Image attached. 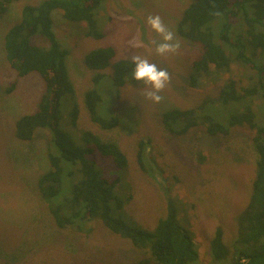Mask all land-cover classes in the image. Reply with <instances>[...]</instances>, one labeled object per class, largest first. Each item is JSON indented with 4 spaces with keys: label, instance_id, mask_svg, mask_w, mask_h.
<instances>
[{
    "label": "rangeland",
    "instance_id": "374dc122",
    "mask_svg": "<svg viewBox=\"0 0 264 264\" xmlns=\"http://www.w3.org/2000/svg\"><path fill=\"white\" fill-rule=\"evenodd\" d=\"M40 1H14L0 16V264H158L148 250L114 234L99 218L81 223L80 229L59 227L39 192L38 176L49 166L50 133L38 128L32 141L22 142L14 132L17 118L37 109L45 83L38 72L21 77L7 63L4 38L8 28L20 19L23 6ZM190 1L105 0L101 18L97 16L99 28L104 31L102 38L85 36V22L68 21L62 9H55L53 26L60 42L71 50L69 71L76 94L63 98L60 127L71 133L77 128L81 132L91 130L116 140L126 153L129 163L125 172L117 168L113 158L98 151L91 155L106 178H118L115 193L126 199L120 211L114 208V216L125 219L128 225L153 229L172 198L178 220L191 234L198 253L191 263L219 264L213 261L210 241L216 227L222 225L225 242L232 243L238 215L247 204L255 177L254 131L237 126L229 135H211L200 125L176 135L163 123L162 114L175 107L195 106L205 98L216 99L230 79L253 86L258 74L248 64L236 62L229 72L212 68L196 86L190 84L192 61L201 54L202 47L183 38L177 30ZM149 15H159L175 34L180 43L177 53H156L153 41L158 42L160 37L146 23ZM234 25V37L245 39L242 24ZM37 42L49 44L43 38ZM106 45L115 47L114 60L137 54L169 72L171 79L160 93V103L147 99L143 95L146 86L131 75L119 95L110 74L94 85V71L85 64V56L89 50ZM107 71L110 73V68ZM14 80L17 84L9 90ZM91 87L102 95L98 106L101 115L120 114L124 119L116 130L102 129L91 120L84 99ZM75 101L79 107L78 127L71 125L69 129L66 118ZM252 104L260 120L264 117V100L258 97ZM205 112L217 116L227 113L219 102L210 104ZM140 140L146 142L143 165L138 155ZM199 151L205 155L203 162L199 161Z\"/></svg>",
    "mask_w": 264,
    "mask_h": 264
},
{
    "label": "trees",
    "instance_id": "16d2710c",
    "mask_svg": "<svg viewBox=\"0 0 264 264\" xmlns=\"http://www.w3.org/2000/svg\"><path fill=\"white\" fill-rule=\"evenodd\" d=\"M14 1L19 0H0L1 17ZM104 1L42 0L36 4L28 3L23 6L20 19L8 28L4 38L7 63L21 77L32 71L38 72L45 83L37 109L17 118L14 133L22 142L32 141L38 128L50 133L47 145L49 166L38 176L37 183L59 227L70 225L80 229L81 223L99 218L114 234L148 250L156 263L190 264L197 259L198 253L191 234L178 220L174 200L168 199L166 212L153 229L140 224L128 225L125 219L114 216V208L120 211L126 200L115 193L118 178H106L91 157L98 151L113 158L117 168L125 172L129 163L126 153L116 140L91 130L81 132L77 128L71 133L60 127L63 98L67 94H76L69 71L71 50L57 37L53 11L62 9L66 20L85 22L88 26L85 36L102 38L104 31L99 28L98 17L101 18ZM235 23L242 24L245 39L234 37ZM177 30L183 38L202 47L201 54L192 61L189 75L192 86L211 73L212 68L216 72H229L236 62L248 64L257 71L258 81L253 86H244L230 79L216 99L205 98L195 106L166 110L162 119L168 130L176 135H183L200 125L211 135H229L237 126H248L254 131L252 142L257 159L249 199L238 215L231 245L225 242V229L219 225L210 241V249L213 261L219 264H264V117L257 119L252 104L255 98L264 100V0H191L178 21ZM35 36L49 44L35 42ZM115 55L116 49L112 45L93 48L86 54L85 64L94 71L91 78L94 85L110 74L119 95L127 77H131L134 64L129 58L114 60ZM16 84L17 80H14L9 90ZM84 99L91 120L102 129L116 130L125 123L120 114L105 117L98 112L102 95L96 87L87 89ZM214 102L222 104L227 113L217 116L205 112ZM229 104L231 108L228 110ZM78 118L76 102L66 118L69 129L71 125L78 127ZM145 153L146 142L140 140L138 155L142 165ZM198 155L199 161L203 162L205 155L201 151Z\"/></svg>",
    "mask_w": 264,
    "mask_h": 264
},
{
    "label": "clouds",
    "instance_id": "9594fccd",
    "mask_svg": "<svg viewBox=\"0 0 264 264\" xmlns=\"http://www.w3.org/2000/svg\"><path fill=\"white\" fill-rule=\"evenodd\" d=\"M146 23L160 37L158 42L153 41L158 55L164 56L178 52L180 48L179 41L176 40L175 34L165 25L159 15H149ZM135 46L137 45H133V47ZM130 59L134 64L131 76L137 81H142L146 86L143 95L154 103H160L163 100L160 93L171 79L169 72L166 69H160L155 63L137 54H133Z\"/></svg>",
    "mask_w": 264,
    "mask_h": 264
}]
</instances>
